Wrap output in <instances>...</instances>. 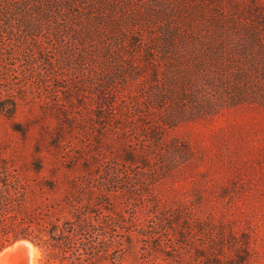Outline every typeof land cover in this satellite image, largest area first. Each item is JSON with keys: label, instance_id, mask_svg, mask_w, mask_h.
Wrapping results in <instances>:
<instances>
[{"label": "rangeland", "instance_id": "374dc122", "mask_svg": "<svg viewBox=\"0 0 264 264\" xmlns=\"http://www.w3.org/2000/svg\"><path fill=\"white\" fill-rule=\"evenodd\" d=\"M0 6V168L42 216L68 218L78 178L97 264H264V32L244 13L264 0Z\"/></svg>", "mask_w": 264, "mask_h": 264}, {"label": "trees", "instance_id": "16d2710c", "mask_svg": "<svg viewBox=\"0 0 264 264\" xmlns=\"http://www.w3.org/2000/svg\"><path fill=\"white\" fill-rule=\"evenodd\" d=\"M244 13L245 16H252L259 30L264 32V12L246 10ZM239 41L244 54L249 55L254 50L253 43L240 38ZM261 60L264 64L263 55ZM13 112V106L4 108V104L0 103V113L6 118L11 119ZM13 130L20 131L18 128ZM133 156H128L131 158L126 160L135 162ZM70 184L78 194H67L65 197V202L71 204L67 209L68 218H59L65 208L56 205L49 212L50 216L45 217L40 212V199L31 190L24 175L0 168V251L15 242L27 240L43 249L44 256L39 264H97L101 261L106 255L101 247L102 218L99 212L82 203L83 193L91 188L78 178ZM91 207L97 209L96 204H91Z\"/></svg>", "mask_w": 264, "mask_h": 264}, {"label": "bare ground", "instance_id": "6f19581e", "mask_svg": "<svg viewBox=\"0 0 264 264\" xmlns=\"http://www.w3.org/2000/svg\"><path fill=\"white\" fill-rule=\"evenodd\" d=\"M36 255V250L30 242L21 241L0 254V261L7 256H12L17 260L18 264H35Z\"/></svg>", "mask_w": 264, "mask_h": 264}]
</instances>
